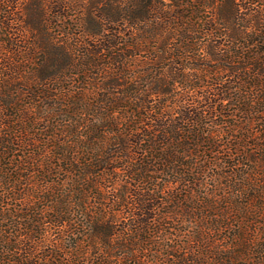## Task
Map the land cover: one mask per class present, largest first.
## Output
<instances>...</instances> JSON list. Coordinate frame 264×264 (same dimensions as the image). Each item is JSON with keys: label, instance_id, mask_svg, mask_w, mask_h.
<instances>
[{"label": "rangeland", "instance_id": "rangeland-1", "mask_svg": "<svg viewBox=\"0 0 264 264\" xmlns=\"http://www.w3.org/2000/svg\"><path fill=\"white\" fill-rule=\"evenodd\" d=\"M83 1L0 0V133L9 130L15 133L21 122L25 127L24 133H29L24 139L31 140L30 143H19L20 147L14 149L13 154L18 158L15 164L18 166L7 164L9 160L1 161L7 172L4 176L10 181L0 183V209L5 213L1 214L3 221L0 227L4 229L3 237L10 240L5 247L14 252L0 258H264V252L260 253L264 246V177L260 173L261 176H255L256 170L260 171L261 168L245 159L246 154L261 158L264 153L259 149L264 144L263 125L255 120L262 119L263 115L242 113L240 108L243 102L238 104L236 100V97L250 91L247 88L250 83L261 84V81L247 80L249 83L243 84L251 63L240 60L238 55L251 51L243 49L247 47V42L242 39L234 42L230 38L229 27L225 30L228 37L201 35L203 33L192 31L189 33L191 55H184V64L177 59L175 62L179 64L171 66L168 62H162L159 65L164 75L156 83L160 80L174 91L162 97H151L152 105L164 104L169 125L172 124L170 120L185 125L186 121L182 119L189 116L188 112L196 115L201 109V112L207 111V116L202 119L204 125L195 124L193 127L203 129L206 134L201 139L207 140L197 147L193 141L188 145L203 153L194 159L185 158L186 161L201 163L207 169L182 167L187 172V186H182L180 175L177 177L164 167L161 168L164 171L153 175L157 177L158 187L153 183L138 184L124 175L127 170L125 166L115 170L109 179L98 178L96 183L89 180L80 182L75 186L78 191H73L74 186L68 183L64 170L69 165L74 167V164L56 159L49 163L39 158V164L32 170V166H23L21 157L29 153V147L50 155L52 150H76L81 140L85 141L80 138L85 131L81 125L97 119L92 113L82 115L83 110L81 114L72 111L74 100L69 101L64 95L69 90L77 92L74 99H79V103L85 100L101 102L103 97L119 98L102 94L114 90L95 88L93 81L100 84L103 81L100 71L98 68L87 71L83 65L85 60L80 59L79 55L74 59L79 63L77 68L69 70L67 67L70 53L76 51L78 54L81 49L73 47L72 50L70 35L66 36L65 33L71 29L79 32L75 24L79 23L81 17L75 11V2ZM129 1L123 0V3ZM209 1L217 7L223 5L227 10L230 2L246 6L247 9L241 11L244 18L241 28L246 27L247 32H252V23L264 16V0ZM161 2L166 6L172 4V0ZM182 2L193 9L199 5L198 0ZM195 18L209 21L212 16L199 13ZM237 26L235 24L234 28L238 29ZM168 33L164 29L153 35L163 38ZM119 37L126 39L124 35ZM210 43L214 46L215 55L231 59L227 60L231 63L215 61L209 49L201 48ZM224 43H228L225 51L220 48V44ZM151 47L146 39L140 49L122 47L116 50L132 55L128 61L131 75L136 72L139 76L138 72L151 69L149 78L142 82V86L155 82L158 65L152 60L157 52L151 51ZM256 48L259 52L264 51L262 44ZM104 55L108 53L105 52L102 58L99 56L98 64L105 62ZM224 68H233L237 72ZM37 70L42 74H58L47 87L50 95L57 96L43 98V95L36 94L40 89H45L36 82ZM92 71L98 72V76L92 75L94 80L91 81L85 72ZM179 74L185 76L175 88L172 78L180 77ZM130 83L134 88L137 86L135 79ZM218 89L224 92L232 89L233 99L222 101L219 95L207 98L213 90ZM38 100L37 107L31 105ZM212 103L218 107L217 112L211 109ZM116 116L124 125L125 118L118 114ZM36 117L43 119L36 120ZM28 118L32 123H28ZM123 125L120 128H124ZM71 129L77 130L78 134H73ZM133 130V134L137 135L136 126ZM166 131H169L168 128ZM147 145L149 143L144 141L131 147L138 152L139 147L146 148ZM170 147L174 155L183 157L182 145ZM229 153H233L234 157L228 159ZM87 160L86 157L81 159L83 163ZM129 162L132 164L135 161ZM175 179L177 183H173ZM200 182L204 185L200 186ZM173 193L179 202L175 209L177 215L166 218L165 213L173 210L168 203L169 195ZM67 194H71V197H66ZM61 201L68 202L69 209L57 208V203ZM141 201L151 205L153 210L139 215L142 211L137 209L140 207L137 203ZM141 225L150 229L139 233Z\"/></svg>", "mask_w": 264, "mask_h": 264}, {"label": "trees", "instance_id": "trees-1", "mask_svg": "<svg viewBox=\"0 0 264 264\" xmlns=\"http://www.w3.org/2000/svg\"><path fill=\"white\" fill-rule=\"evenodd\" d=\"M182 1L183 0H172V4L168 6L162 3L161 0H130L127 4H124L123 0H84L82 3L75 2L77 4L75 11H78V16L81 17L79 18V23L75 24L79 32L77 33L71 29L70 32L65 33V35H70L69 40L71 41L72 50L73 47H79L81 50H78V54L76 51L70 53L71 55L68 58L67 67L68 69L70 68L69 70L76 69L79 63L74 61V59L79 55L80 59L82 58L85 60V64L83 65L86 67L85 69L87 71H89V68H98V71H100L103 81L101 84L93 81L94 83L92 84L96 86L95 88L114 90L109 93L106 91V94H102L104 96H118L119 98L115 100L114 98L106 99L103 97L101 102L98 101L93 103L85 100L79 103L77 101L79 99H74L77 96V92L75 93L69 90V92L64 95H66L69 101L74 100V102H72V111L81 114L83 110L84 112H82V115L92 113L91 115L97 119L81 125V128L85 130L84 134H80V138L85 140H81L83 145H81L80 142L76 150L72 148H70V150L63 149L62 151L52 150L50 155L41 154L37 149L29 147V153L26 156H20L21 161L24 162V167L32 166V168H30L32 170L35 165L39 164V158H44V161L49 163H51L50 161L52 159L70 162V164H74V167L69 165L64 171L67 173L68 183H72L74 186L73 191H78L75 189V186L80 182L89 180L90 183H96L98 178L109 179L112 177L115 170L125 166L127 170H125L124 175L134 179L138 184H144V182L149 184L153 183L154 186L158 187L156 182L157 177L153 175L164 171L161 169L164 167L168 169V172L172 171L177 177L180 175L182 186H187L186 177L188 176L183 168L187 167L191 169L197 166L199 169H207V166H202L201 163L195 161L193 163L191 160H185L186 157H189L188 159L201 157L203 153L197 148H191L188 145L193 141L194 145L197 147L207 140L201 139V137L206 134L203 129L193 128L195 124L198 126L204 125L202 119L207 116V111L201 112V110H203L201 109L196 115L195 113L188 112L187 115L189 116L182 119L186 121L185 125H183V122L171 120L170 122L172 124L169 125V118L167 119L164 112V104L160 102L157 106H153V99H151V97H162L174 91L171 86L168 84L163 85L160 80L156 83L157 79L164 75L159 65H161L162 62H168L171 66L179 64V62H175L177 59L182 60L180 63H182V65L184 64V55H186V53H188L187 55H191L192 41L190 40L189 33L192 31L203 33L201 35L228 37L229 35H227L225 30L229 27L231 31L230 38H232L234 42L241 39L247 42V47L244 46V48H242H248L247 50L251 52H243L238 55L240 60L251 63V67L248 69L250 70L249 73L244 75L246 79L243 84H246V82L249 83V81L255 79L261 81V84L250 83V86L247 87L250 91L245 92L246 96L236 97V100L238 104L243 102L240 108L242 113L263 115L262 119L258 118L255 120L258 123H262L264 130V68H262L264 67V51L259 52L256 48L259 45L261 46V44L264 45V16L255 21V24L252 23V32H247L248 29L246 27L243 26V28H241V23L244 22L241 11L246 10V6L234 5L233 2H230L231 5L227 10L225 6L220 5L217 7L209 0H198V7L193 9L191 5H185ZM199 13L203 15L209 14L212 16V19L203 21L201 18H195V15ZM235 24L238 25V29L234 28ZM164 29H167L169 32L167 37L165 36L162 38L153 35L154 32L158 33ZM122 35H124L126 39L123 40L119 37ZM146 39H148L149 43L152 45L150 50L157 52L156 58L152 61L156 62L158 66L155 70V82L147 83L148 85L142 86V82H145V80L149 78L151 69L138 72L140 74L139 76L136 75V72L134 75H131L129 72L131 64L128 63V61H130L132 55L122 54L116 52V50H121L122 47L123 49H140ZM220 45L221 50L225 51L228 43ZM82 46L83 48H81ZM202 47L211 51L213 60L231 63L227 61H231V59L225 57L222 59L219 58L222 56L215 55L213 53L214 46L211 43L203 45L201 48ZM103 52L108 53V55H104L106 57L104 63L98 64L97 61L99 60V56L102 58ZM245 68L247 69L248 66ZM224 69L237 72V70L233 68ZM151 72H153V69ZM85 74L91 81L94 80L91 78L92 75L95 77L98 76V72L95 73L93 71L90 73L85 72ZM57 75L58 74L53 73L42 74L37 70L35 76L36 82L41 88L44 86L45 89H40L36 94H38V96L43 95V98H53V96H57L50 95L47 91V87H50V82L54 81ZM178 76H180V74ZM184 76V74H181L180 77L174 76L172 78L175 88H177L176 84L181 83ZM133 79L137 82L135 88L130 83ZM178 79H180V81ZM216 91H218V93ZM212 92L207 96L208 99L216 95L221 96L222 101L233 99L232 89H227L225 92L218 89ZM251 97L253 98L250 99ZM38 102L39 100L31 103V105L37 107L39 104ZM56 105L58 106V104ZM251 105H253L252 108H254V110H252ZM211 109L217 112L218 107L212 103ZM117 114L125 118L124 125L120 118L116 116ZM41 119H43V117H36V120ZM27 120L28 123H32L31 118ZM25 122L26 120L23 123L25 124ZM122 125L124 128H120ZM17 126L18 128L15 130V133L10 130L4 134L0 133V147H2V150L0 149V183L3 182L7 184L9 183L8 181H10L9 178L4 176V174L7 175V172H5L3 168L4 162L1 161L9 160L7 164L18 166L15 164V159L18 158L13 154L16 151L14 149L20 147L22 143H30L31 141L24 139V136H28L29 133H24L25 127L22 126L21 122L20 125ZM135 126L136 133H138L137 135L133 134ZM142 126L144 127L142 128ZM145 126H147V128ZM148 128H151V130L147 131L146 129ZM166 128H168L169 131H166ZM17 130L20 133L17 132ZM187 130L188 135L186 136ZM71 132L75 134L77 130L71 129ZM51 136L55 138L54 135ZM262 140L264 142V137ZM144 141H147L149 145H147L146 148L139 147L140 149L138 148V152H135V148H132L133 145H140ZM175 145H182L181 148L183 150H181V155H183V157L174 155V152L170 150V148L173 149L170 146ZM261 145L262 147L259 149L264 152V144ZM80 151L82 152L80 153ZM44 153H46V151H44ZM85 157L88 158V160L86 163H83L81 159ZM233 157L234 154L229 153L228 159ZM245 159L253 161L257 168H261L260 171L256 170L257 175L255 176H261L259 175L260 173L263 174L264 177V153L261 158H257L254 154H246ZM129 161L135 162L130 164ZM206 161L207 160H205V162ZM155 166L159 168H154ZM188 179L190 180V178ZM177 182V179L173 180V183ZM199 185H204V183L200 182ZM12 188L14 187L12 186ZM73 191L71 193H73ZM135 195L137 196V194ZM66 197H71V194H67ZM168 203H170L173 210L165 213L166 218H169L170 215H177L175 209L179 206V202L177 201L176 194L173 193L169 195ZM57 204V208L61 210L65 207L69 209L68 202L61 201ZM137 204L140 206L137 209L142 211L139 215L147 214L153 210L151 205L148 206V204L143 203V201ZM209 204L214 207L212 203ZM183 210L189 211L188 209ZM2 212L5 215L4 211L0 209V223L3 221L1 218ZM227 213L231 214L229 211ZM242 213L246 214L245 211ZM142 225L138 229L139 233L144 231L147 232L150 229ZM3 231L4 229L0 227V257H3L9 252H14L13 249L11 250V248L5 247L9 244L10 240L9 238L3 237ZM263 252L264 246H262L260 250V253ZM0 264H264V258H0Z\"/></svg>", "mask_w": 264, "mask_h": 264}]
</instances>
